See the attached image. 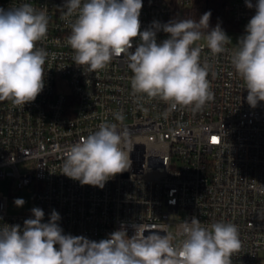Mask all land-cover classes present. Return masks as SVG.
Listing matches in <instances>:
<instances>
[{
  "label": "built area",
  "instance_id": "1",
  "mask_svg": "<svg viewBox=\"0 0 264 264\" xmlns=\"http://www.w3.org/2000/svg\"><path fill=\"white\" fill-rule=\"evenodd\" d=\"M22 3L46 10L47 38L37 47L49 56L44 88L34 101L24 106L0 101V181L10 179V194L0 191V226L23 227L32 218L31 212H9L11 198L27 188L34 207L45 213L43 222L57 211L65 234L99 241L122 225L132 236V226L139 225L145 235L169 234L178 243L193 217L205 227L231 222L241 242L232 264H264V101L255 108L247 103L230 62L236 48L226 44L225 52L214 56L205 46L201 63L209 65L214 99L200 110H170L161 100L136 97L122 57L96 72L74 64L67 38L76 17L64 18L66 0H0V7ZM191 3L143 0L141 31L153 22L166 23ZM229 9L242 25L255 14L245 0H231ZM167 38L157 32L158 42ZM138 43L133 41V51ZM101 123L127 129L132 149L129 170L103 189L62 174L66 149Z\"/></svg>",
  "mask_w": 264,
  "mask_h": 264
},
{
  "label": "clouds",
  "instance_id": "2",
  "mask_svg": "<svg viewBox=\"0 0 264 264\" xmlns=\"http://www.w3.org/2000/svg\"><path fill=\"white\" fill-rule=\"evenodd\" d=\"M245 4L255 14L230 62L245 86L247 103L255 108L264 101V0L255 4L245 0ZM63 8L64 18L76 17L67 38L75 65L96 72L122 57L132 73L130 84L136 97L161 100L170 110L190 107L196 111L214 99L209 65L201 63V52L206 46L214 56L224 53L231 38L219 24L209 30L210 11L198 20L153 22L141 31L143 0H66ZM48 23L46 10L37 11L30 3L0 7V101L24 106L43 91L49 53L37 43L47 38ZM160 31L168 38L158 42ZM202 39L205 44L197 43ZM116 119L123 117L117 113ZM131 151L127 129L101 123L98 130L66 149L62 174L81 185L103 189L108 180L129 170ZM24 203L22 198L14 200L17 207ZM31 213L23 227L0 226V264H232L233 254L241 248L238 227L231 222L205 227L193 217L185 222L184 238L178 243L169 234L145 235L139 225L132 226V236L122 225L95 241L65 234L55 210L48 222H43L45 213L39 207Z\"/></svg>",
  "mask_w": 264,
  "mask_h": 264
},
{
  "label": "trees",
  "instance_id": "3",
  "mask_svg": "<svg viewBox=\"0 0 264 264\" xmlns=\"http://www.w3.org/2000/svg\"><path fill=\"white\" fill-rule=\"evenodd\" d=\"M230 4L231 0H192L191 5L184 7L181 12L172 13L167 22L173 19L198 20L205 12L210 11L209 30L219 24L224 32L242 31V24L232 16ZM202 31L207 32L206 29Z\"/></svg>",
  "mask_w": 264,
  "mask_h": 264
},
{
  "label": "rangeland",
  "instance_id": "4",
  "mask_svg": "<svg viewBox=\"0 0 264 264\" xmlns=\"http://www.w3.org/2000/svg\"><path fill=\"white\" fill-rule=\"evenodd\" d=\"M248 21H246L245 24L242 25V29H245V26L248 23ZM225 33L231 38V41L228 44H230L236 48V43L238 42V39L243 35V33L241 31H229V32H225ZM199 42L205 43L204 39H202ZM20 169L22 171L24 170L22 166H20ZM0 191L2 193H4L5 195L10 194V179L9 178L0 181ZM17 198H22L25 201V203L22 207H17L14 204V200ZM33 207H34L33 194L30 193L29 190L26 188L21 194H19L18 197L11 198L10 206H9V212L11 214L31 212V209Z\"/></svg>",
  "mask_w": 264,
  "mask_h": 264
},
{
  "label": "snow or ice",
  "instance_id": "5",
  "mask_svg": "<svg viewBox=\"0 0 264 264\" xmlns=\"http://www.w3.org/2000/svg\"><path fill=\"white\" fill-rule=\"evenodd\" d=\"M212 139H213V143H217L218 142L216 137H213Z\"/></svg>",
  "mask_w": 264,
  "mask_h": 264
}]
</instances>
